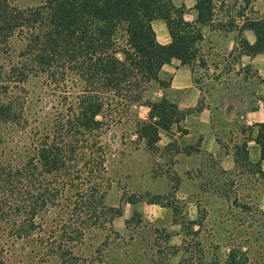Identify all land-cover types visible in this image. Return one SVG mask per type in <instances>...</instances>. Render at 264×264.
<instances>
[{
    "label": "trees",
    "instance_id": "trees-1",
    "mask_svg": "<svg viewBox=\"0 0 264 264\" xmlns=\"http://www.w3.org/2000/svg\"><path fill=\"white\" fill-rule=\"evenodd\" d=\"M255 1L242 0V13ZM219 2L195 0L196 18L189 22L186 8L171 0H43L28 7L0 0V123L9 130L1 144L13 143L0 147V222L11 246L23 242L43 250L31 264L92 262L84 257L93 248L88 233L105 230L106 223L110 229L108 216H121L105 203L113 183L106 168L112 130L131 123L136 141L155 152L161 133L185 120L174 102L146 93L171 61L193 68L201 29L217 20ZM154 21L164 23L169 44L157 41ZM244 21L242 30L252 31L256 41L241 39L234 52L240 48L238 58L263 54L264 11L261 19ZM242 70L262 82L249 67ZM141 107L145 118L133 111ZM256 128L254 163L251 129L231 150L216 141L232 155L234 170L247 163L264 180V123ZM18 134L25 142H12ZM172 148L169 143L165 150L183 152ZM103 244L94 247L95 257L102 258ZM12 256L0 243V264H14Z\"/></svg>",
    "mask_w": 264,
    "mask_h": 264
},
{
    "label": "rangeland",
    "instance_id": "rangeland-1",
    "mask_svg": "<svg viewBox=\"0 0 264 264\" xmlns=\"http://www.w3.org/2000/svg\"><path fill=\"white\" fill-rule=\"evenodd\" d=\"M42 1L15 0L21 7ZM255 2L242 13V0H220L216 18L223 22L237 13L252 17L259 6ZM161 25L165 28L161 21L152 24L159 38ZM218 45L212 46L210 40L201 43L192 68L193 84L204 94L200 107L211 104L213 133L231 150L243 139L240 130L233 129L238 125L234 113L251 107L250 92L257 81L242 70L240 48L228 57L226 52L218 51ZM167 84V80L151 84L146 96L151 100L162 99V89ZM168 100L175 102L173 98ZM133 111L140 118L146 117L144 107ZM183 113L187 121L161 133L155 152L136 141L131 123L125 122L112 130L113 154L106 168L113 183L105 203L120 210L121 216L116 217V212L108 216L111 230L106 223L105 230L88 233L93 248L84 252V257L92 260L90 264H264L262 176L247 163L237 170L231 160L229 164H217L218 160L214 161L200 147L202 130L193 119L195 111ZM8 132L7 126L0 123V147L13 146L1 144V138ZM13 141L25 142V137L18 134ZM169 143L172 151L177 147L183 152L166 151ZM248 149L254 163L259 157L258 148L251 144ZM261 170L264 174V162ZM7 232L8 227L0 222V243L10 246L14 264H31L35 253L43 252L30 243L17 242L11 246ZM103 242L102 258H97L92 252Z\"/></svg>",
    "mask_w": 264,
    "mask_h": 264
},
{
    "label": "crops",
    "instance_id": "crops-1",
    "mask_svg": "<svg viewBox=\"0 0 264 264\" xmlns=\"http://www.w3.org/2000/svg\"><path fill=\"white\" fill-rule=\"evenodd\" d=\"M173 5L176 7H185L187 14L185 19L189 22H192L196 18V12L194 10L195 0H171ZM259 6L256 11L252 13V17L248 15L236 19L235 17L228 18L223 22L219 19L214 21L211 27H202L201 32L203 36V42L205 43L208 40L212 43V46L218 45L219 52H226V55L232 57L234 55V50L238 47V42L243 39L249 45H253L256 41V37L253 32L250 30H242L244 20L252 19L259 20L262 18L264 11V5L261 0L255 2ZM263 5V8H262ZM251 7L248 9L250 10ZM255 10V9H254ZM233 20V22H230ZM154 23V22H153ZM231 23H234L231 24ZM233 25V26H231ZM161 37H156L157 41L161 45H167L170 43V37L166 31V27L160 28ZM215 38H220L216 39ZM216 44V45H215ZM242 67H249L254 72H256L260 81L254 88V96L251 97V103L248 102L251 106L248 110L242 111L241 113H234V118H237L238 125L234 127V130L245 129V133L239 131V134L242 138L248 136L247 129H251V140L248 142L249 145L253 144L256 148L257 146L253 142L257 134L256 126L264 123V53L259 54L254 57L241 56L239 58ZM159 80H167L168 84L164 87L163 96L168 98H173L178 109L181 111L184 110H193L200 107V101L204 94L201 93V90L193 84V70L189 66H183L178 61L173 60L168 65H164L159 73ZM263 86V87H262ZM254 108V109H251ZM212 108L211 104H205L195 111V116L193 117L195 124L201 128V144L202 149L208 153L210 158H213L214 161H217V164H229L231 160L232 165L234 166L232 155L226 153L225 150L217 143L216 135L213 133V128L211 127L212 119ZM184 121H187L186 118ZM233 121V120H232ZM190 136V133L187 134ZM186 135V136H187ZM259 155V153H258ZM220 160V162H219Z\"/></svg>",
    "mask_w": 264,
    "mask_h": 264
}]
</instances>
